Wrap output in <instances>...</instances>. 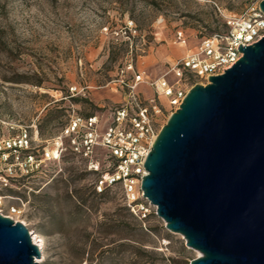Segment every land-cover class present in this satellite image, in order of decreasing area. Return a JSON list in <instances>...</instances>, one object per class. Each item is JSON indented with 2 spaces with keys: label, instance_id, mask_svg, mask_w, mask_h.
I'll return each mask as SVG.
<instances>
[{
  "label": "rangeland",
  "instance_id": "1",
  "mask_svg": "<svg viewBox=\"0 0 264 264\" xmlns=\"http://www.w3.org/2000/svg\"><path fill=\"white\" fill-rule=\"evenodd\" d=\"M261 1L0 0V142L37 134L39 162L33 177L0 185L8 197L0 209L20 208L15 218L41 240L38 264H189L199 257L154 213L144 220L129 213L117 187L96 194V175L68 156L47 160L44 153L50 157L73 111L102 114L103 134L109 108L124 98L120 82L132 79L121 69L132 64L160 76L203 37L225 30L226 18ZM178 31L185 47L176 43ZM73 87L79 94L69 97ZM139 91L153 96L145 86Z\"/></svg>",
  "mask_w": 264,
  "mask_h": 264
},
{
  "label": "water",
  "instance_id": "2",
  "mask_svg": "<svg viewBox=\"0 0 264 264\" xmlns=\"http://www.w3.org/2000/svg\"><path fill=\"white\" fill-rule=\"evenodd\" d=\"M238 51L188 91L143 165L144 198L199 253L189 264H264V37ZM39 258L26 227L0 215V264Z\"/></svg>",
  "mask_w": 264,
  "mask_h": 264
},
{
  "label": "built area",
  "instance_id": "3",
  "mask_svg": "<svg viewBox=\"0 0 264 264\" xmlns=\"http://www.w3.org/2000/svg\"><path fill=\"white\" fill-rule=\"evenodd\" d=\"M224 24L225 30L203 37L194 50H188L182 57L168 63L160 76L134 71L132 64L121 69V74L130 71L132 79L129 83L120 82L125 87L124 98L109 108L106 115L111 117V122L103 134H99L102 114L85 117L73 111L60 136L52 140L50 157L47 152L44 157L58 160L61 156H68L72 162L96 175L93 185L96 194L117 187L125 208L133 216L144 220L151 213L156 215V208L143 196L141 182L146 175L143 165L162 127L164 114L175 112L194 85L205 86L208 77L222 75L231 68L242 56L239 45L251 46L264 37V14L258 7L238 17H228ZM176 43L180 47L186 46L182 31L176 33ZM140 86L151 89L153 96L145 99L143 92L139 91ZM76 94H79L76 87L70 89L69 97ZM36 140L37 134L31 137L23 132L0 142L1 186L7 187L8 180L16 181V177L34 176L39 166L35 155L38 153L34 145ZM5 199L8 197L0 196V207ZM20 213V208L14 206L7 214L0 209V215L14 222H18L15 217ZM31 239L36 245L37 236Z\"/></svg>",
  "mask_w": 264,
  "mask_h": 264
},
{
  "label": "bare ground",
  "instance_id": "4",
  "mask_svg": "<svg viewBox=\"0 0 264 264\" xmlns=\"http://www.w3.org/2000/svg\"><path fill=\"white\" fill-rule=\"evenodd\" d=\"M32 236V234H30V237ZM37 247L39 248V251L41 252L42 246H41V240H38V242L36 243Z\"/></svg>",
  "mask_w": 264,
  "mask_h": 264
},
{
  "label": "trees",
  "instance_id": "5",
  "mask_svg": "<svg viewBox=\"0 0 264 264\" xmlns=\"http://www.w3.org/2000/svg\"><path fill=\"white\" fill-rule=\"evenodd\" d=\"M87 116H89V115H87ZM86 117V116H85Z\"/></svg>",
  "mask_w": 264,
  "mask_h": 264
}]
</instances>
